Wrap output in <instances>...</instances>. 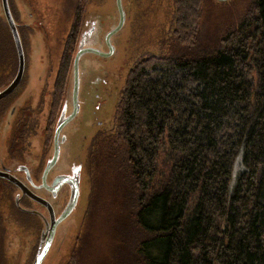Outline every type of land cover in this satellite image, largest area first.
I'll use <instances>...</instances> for the list:
<instances>
[{
	"label": "trees",
	"instance_id": "trees-1",
	"mask_svg": "<svg viewBox=\"0 0 264 264\" xmlns=\"http://www.w3.org/2000/svg\"><path fill=\"white\" fill-rule=\"evenodd\" d=\"M203 1L176 0L172 33L182 51L133 65L114 129L90 147L91 170L105 144L120 146L119 210L129 215L119 229L130 257L119 264H264V0L213 46L198 47Z\"/></svg>",
	"mask_w": 264,
	"mask_h": 264
},
{
	"label": "flooded vegetation",
	"instance_id": "flooded-vegetation-1",
	"mask_svg": "<svg viewBox=\"0 0 264 264\" xmlns=\"http://www.w3.org/2000/svg\"><path fill=\"white\" fill-rule=\"evenodd\" d=\"M103 2L99 3V7L103 6ZM113 2L118 20L115 0ZM123 2L121 0V6H125ZM152 3V0H132V11L125 10V21L128 19L130 22V28L134 32L133 38L138 37L140 40L144 38L142 31L139 34L135 29L138 28V24L144 23V19L152 25L160 20L161 17L155 21L161 11L159 0L153 5ZM162 3H165V8H169L170 12L172 10V23L170 28L167 24L165 29V32H169L171 28H175L176 0H162ZM6 4L22 48L23 73L15 89L0 100V171H4V168L7 169L10 175L22 183H24L25 173L30 174L33 180L36 178L40 181L43 161L50 147L53 126L61 103L59 102L53 117L64 52L74 38L75 24L79 30L82 20L88 16L89 11L91 12L88 9L94 7V0H6ZM2 6V0H0V88L10 83L18 70V58ZM124 9L126 8L124 7ZM149 9L152 10L151 13L148 11ZM94 21L100 25L98 19ZM147 29L145 28L143 32L145 36H147ZM153 33L151 31L150 35ZM157 35L156 47L144 51L145 54L157 55L159 48L162 47L159 30H157ZM77 36H75V41ZM165 40H167V36ZM9 51L12 56H9ZM143 55L136 57V62L143 58ZM128 64H130L129 60H124L121 67ZM118 68L120 67H117V70ZM129 71L128 69L127 72ZM6 76L9 79L7 78L4 82ZM18 101L21 102L16 109L15 116L11 117L10 126H5V122L9 121V114H13V107ZM40 129L42 134H38ZM39 138H41V143ZM4 148L6 149L5 157ZM16 162H20L18 163L19 167H17L18 164L15 165ZM43 194L50 199L46 192ZM62 194L61 190L56 193L55 201L52 202L53 208L59 206ZM16 197L17 188L7 180L0 178V258H7L6 252H4L7 248L4 245L8 242L9 227L13 223L22 231L19 250L20 247L23 250L28 249L29 262L36 253L41 224L34 215L22 212L20 206L27 210L40 212L45 208L27 196L15 203ZM10 214L13 220L10 218ZM19 217L28 218V223H24L25 218L21 220L22 222H17L14 219ZM26 235L30 238L33 236L35 239L32 240L31 246L27 244L30 240L26 238Z\"/></svg>",
	"mask_w": 264,
	"mask_h": 264
},
{
	"label": "water",
	"instance_id": "water-1",
	"mask_svg": "<svg viewBox=\"0 0 264 264\" xmlns=\"http://www.w3.org/2000/svg\"><path fill=\"white\" fill-rule=\"evenodd\" d=\"M115 4L118 12L117 23L104 32L103 28H98L94 20L85 17L82 20L69 64L64 93L53 126L50 147L43 161L40 181L36 182L30 174L25 173L24 183H22L10 175L7 169L0 171V178L17 188L15 203L27 196L45 208L40 212L20 206L22 212L34 215L41 224L36 253L30 264H68L80 234L91 193L90 176L86 173L89 149L100 129L112 130L111 123L113 122L114 125L116 111L129 73H126L123 84L119 88V97L109 98L112 94V92L108 93L112 75L117 69L111 62L115 52L114 36L122 29L126 13L124 6H121V0H115ZM2 5L3 15L5 14L18 58V70L12 81L0 88V100L15 89L23 73L20 40L6 0H2ZM106 60L109 63H106ZM135 62V59L131 62L129 70ZM116 93L118 94V91ZM99 101L103 103L99 104ZM20 102L14 105L13 114H9V121L5 122V126H10V121L15 116ZM5 155L4 148V157ZM60 190L63 194L59 200V206L53 208L52 202L55 201L56 193ZM32 192L34 195L31 194ZM43 192H46L50 199L44 196ZM21 233L22 231L18 229L17 237H11L10 234L8 238L11 237L14 242L17 238L19 241ZM9 250L10 248L5 252L11 254ZM15 258L13 257V260ZM11 259H8L7 264H11ZM19 261L20 256L17 264H20Z\"/></svg>",
	"mask_w": 264,
	"mask_h": 264
},
{
	"label": "rangeland",
	"instance_id": "rangeland-1",
	"mask_svg": "<svg viewBox=\"0 0 264 264\" xmlns=\"http://www.w3.org/2000/svg\"><path fill=\"white\" fill-rule=\"evenodd\" d=\"M101 1L103 2V0H94V7L88 9L91 10V12L89 11L88 16H85V18H88L89 20L98 19L100 22L98 28H103L104 32L107 30V28L115 25L117 22V17L113 0H105L103 2V6L99 7V3ZM123 1L126 10L132 11V0ZM152 2L153 5L157 2V0H152ZM252 2L253 0H228L226 2L204 0L201 4L198 15V24L201 29L198 47H211L216 43V40L219 38V36L224 35L227 31L236 28L244 14L248 11ZM159 4L161 11L158 13L155 21L161 17L160 20L152 25V23H149L144 19V23L141 22L138 24V28H135L136 32L139 34H141L142 31V35L144 37L142 40L138 39V37L133 38L134 32L133 29L130 28V22L128 19L125 21L122 29L114 36L115 52L112 58V63L116 65V68H120H118V70L116 69L117 71H115V73L112 75L113 79L110 83V91H108V93L112 92V94L109 98L119 97V88L121 84H123L127 70L131 67V62L140 55L144 54V57L151 55L147 53L145 54L144 51H148L149 49L156 47V40L158 37L157 30H159V34H161L162 47L159 48V51L155 56L168 55L172 53V51L173 53H179L182 51L181 47L177 46L178 40L176 34H174V31L171 33L172 28L169 32L167 31L168 33L165 32L167 24L168 28H170L169 26L172 23V10L170 12L169 8H165V3H162V0H159ZM148 11L150 13L152 12L150 9ZM145 28H148L147 36H145L143 33ZM151 31H153V34L155 35H150ZM166 36L167 40H165ZM10 56H12V54H10ZM124 60H129L130 64L121 67L124 63ZM106 63H109V61L106 60ZM7 78V76L4 77V82L7 80ZM114 87L115 89L113 90ZM117 91L118 94L116 93ZM102 103L103 102L99 101V104ZM112 123L111 128L113 130L115 123L114 125ZM112 130L100 129L95 137L110 133ZM38 134H42L41 129ZM39 142L41 143V138H39ZM39 142L37 143L40 144ZM105 145L106 151H104L99 156V165L94 166L92 164L90 170V167H88L89 160H87L86 173L90 175L89 190H91V193L88 199L87 210L82 220L80 234L76 240L74 249L71 252V257L68 264H119L120 262H128L130 257L127 244L122 247L123 244L121 233L124 232L119 229L120 224L124 221V216L126 217L127 214L129 215V210H127V214L119 210L121 190L126 189L120 187V178L118 177L115 169L117 160L113 159L119 152L120 146L118 144ZM18 163L20 162H16L15 165ZM235 178L236 171L234 170L232 174L231 185H233ZM35 181L37 182L38 179L35 178ZM11 216L12 215L10 214V217ZM11 219L13 220L12 217ZM9 231L10 234H12L11 237H17L16 232L18 231V228H15L12 224H10ZM21 238L22 235L20 237V243L18 242L17 238L16 242L11 239L10 242L5 243L4 247L7 249L10 248L9 251L11 254L7 255L6 252L7 258H0V264H7L9 262L8 259L10 258H12L11 264H17L19 256L20 264L32 262V260L28 262V249L23 250L20 247L19 250ZM26 238L30 240V242L27 244L31 246L32 240H35L34 237L31 236L30 238L27 236ZM135 245L136 241L134 243L132 241V247ZM13 257H16L15 260H13Z\"/></svg>",
	"mask_w": 264,
	"mask_h": 264
}]
</instances>
